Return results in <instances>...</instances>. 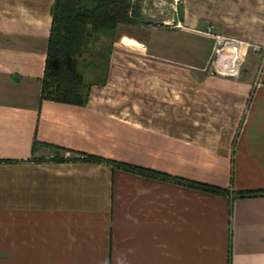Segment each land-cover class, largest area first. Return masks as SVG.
Here are the masks:
<instances>
[{"label": "crops", "instance_id": "crops-1", "mask_svg": "<svg viewBox=\"0 0 264 264\" xmlns=\"http://www.w3.org/2000/svg\"><path fill=\"white\" fill-rule=\"evenodd\" d=\"M52 4L0 0V264H264V0L124 25L141 36L116 37L84 105L40 96ZM216 34L241 43L237 79L206 70Z\"/></svg>", "mask_w": 264, "mask_h": 264}, {"label": "trees", "instance_id": "trees-1", "mask_svg": "<svg viewBox=\"0 0 264 264\" xmlns=\"http://www.w3.org/2000/svg\"><path fill=\"white\" fill-rule=\"evenodd\" d=\"M141 1L53 0L44 70L40 79L41 98L74 105L86 104L91 87L102 85L107 79L118 26L141 24ZM42 145L36 139L33 140L32 153ZM47 146L57 154L55 158H62L58 155L63 149L55 145ZM79 157L213 193L225 191L216 186L187 181L122 162L85 154Z\"/></svg>", "mask_w": 264, "mask_h": 264}, {"label": "built area", "instance_id": "built-area-1", "mask_svg": "<svg viewBox=\"0 0 264 264\" xmlns=\"http://www.w3.org/2000/svg\"><path fill=\"white\" fill-rule=\"evenodd\" d=\"M179 0H174L170 4V8L174 14L177 13V3ZM142 2V1H141ZM164 25L174 27L178 24L174 19L170 21H164ZM207 33L211 32L208 27ZM215 47L207 65V71L211 74L230 77L237 79L241 74L242 55H241V43L235 39L224 37L221 35H215ZM69 156V153H65Z\"/></svg>", "mask_w": 264, "mask_h": 264}, {"label": "rangeland", "instance_id": "rangeland-1", "mask_svg": "<svg viewBox=\"0 0 264 264\" xmlns=\"http://www.w3.org/2000/svg\"><path fill=\"white\" fill-rule=\"evenodd\" d=\"M174 0H143L142 12H141V24L140 27H163L164 21H170L175 17V14L171 10L168 4H171ZM179 9V1H178ZM177 9V8H176ZM122 33H128L130 36H141L140 33L134 34L128 31L124 25H119L117 29V39ZM116 39V41H117ZM243 65V64H242ZM241 65V69L243 66Z\"/></svg>", "mask_w": 264, "mask_h": 264}]
</instances>
